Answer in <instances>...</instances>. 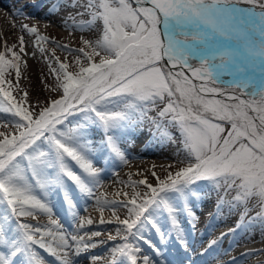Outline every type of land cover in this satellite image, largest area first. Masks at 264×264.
Instances as JSON below:
<instances>
[{
	"label": "snow or ice",
	"instance_id": "obj_1",
	"mask_svg": "<svg viewBox=\"0 0 264 264\" xmlns=\"http://www.w3.org/2000/svg\"><path fill=\"white\" fill-rule=\"evenodd\" d=\"M64 7L83 8L89 19L80 26L94 25L81 47L59 45L71 61L40 46L48 37L37 27L20 26L35 37L52 77L48 90L58 98L32 104L21 87L25 35L0 50V113L11 117L0 131V264H49L45 253L74 264L73 257L105 243L93 241L100 231L67 232L53 218L52 197L62 195L77 229L92 225L77 219L68 183L91 196L102 174L97 165L105 158L127 163L125 138L145 125L177 144L183 159L167 165L163 177L152 171L155 183H130L125 200L108 201L113 218L99 223L116 227L106 264H185L172 257L170 243L189 251L179 216L195 219L190 204L200 195L198 182L213 185L218 205L229 195L236 203L255 199L264 215V0H64ZM37 212L47 214V225L30 222ZM149 229L158 244L146 237Z\"/></svg>",
	"mask_w": 264,
	"mask_h": 264
},
{
	"label": "rangeland",
	"instance_id": "obj_2",
	"mask_svg": "<svg viewBox=\"0 0 264 264\" xmlns=\"http://www.w3.org/2000/svg\"><path fill=\"white\" fill-rule=\"evenodd\" d=\"M83 2H85V0H81V3ZM22 3L23 1L21 4ZM54 5H57L58 7H54ZM47 6H53V13L65 16L64 20L67 19L68 21L67 26L65 25L57 29L59 39L61 40L60 44H66L73 49L81 47V37L84 35L91 36V30L94 28V25H86L84 27L80 26L83 21L89 19V17L84 13L83 8H66L64 7V0H47L40 4V7L42 8H47ZM30 7L31 4L26 7H22V14H18L17 8L14 7V10L16 11L14 20L20 22L21 25L26 24V18L29 17L27 11L31 10ZM77 12L80 13L79 16L76 15ZM69 13H71V15H69ZM16 32H19V30L5 35L3 34V36L0 37V50H3L5 43H7V45L18 44V38L17 36L16 38L14 36L16 35ZM21 33V35H25V39L28 40V42H32L35 39V37L30 34L26 35L22 31ZM47 33L50 36L52 35L51 32ZM39 43L40 46L45 47L49 52L54 50L55 55L61 60H64L66 57L69 61L73 59L72 56H68V54L59 47L60 44H55L50 41H41ZM33 52H35L34 56L31 55ZM28 53L29 55L26 57L27 67L26 69L24 67L21 68L20 84L21 87H24L29 92L30 103L35 104L39 101L40 105H43L45 101L50 98H58L59 93L53 94L48 90V85L52 83V77L49 75V67L45 58L41 56L39 51L35 48H30ZM10 119L11 117L9 114L0 113V131H5L10 128V125H7L6 127V122ZM94 135L96 137L94 143L99 144L101 134L97 131ZM144 142H149V146L147 147L148 149L159 153V155L155 156L154 159L160 164L157 166L153 164L151 165L149 161L146 163H135V169H137L138 174L142 179L147 178L149 182L155 183V180L151 176L152 171L157 172L158 175L163 177L165 175L164 168L167 165L175 164L178 159H183V156L177 152V144L171 143L167 138L157 134L155 129L150 131L148 125H145L142 130L135 131L130 137L125 138L123 147L126 150L128 159H136V152H138L137 149L140 148ZM96 151L97 154H99L102 150L97 148ZM133 162L135 161L133 160ZM97 166L102 167V174L100 182L94 187L93 194L91 196L80 193L75 186H72L73 188L69 187L73 203L75 204L77 217L87 210L90 212L89 218L94 221L92 225H87L86 228H84V230L79 234H83V232L91 233L94 231H100L101 236L93 237V241H105V243L99 244L96 248L82 253L88 257L87 264H104L107 262V259L110 257V248L114 243L108 240V235L109 233H115L116 226L114 224L110 225L107 223L100 224L99 220L101 216H103L105 220L113 218V205L109 204L108 201H123L126 199L123 193L130 194L133 191L132 187H123V184L119 185L117 188L118 191L114 187L112 188L107 186V184L114 180L116 171V173L123 172L126 171L128 167L120 163H113L110 158L102 159L100 164ZM109 167H111L110 170ZM110 171H113V173L110 174ZM198 183L200 195L198 198L193 199L190 204L191 211L194 214L195 219H193V216H189L184 213H181L179 216L180 227L183 231L185 239L189 238L196 232L199 234V231L194 228V226L197 225L204 229L201 235L199 234L201 239L205 240L209 238L208 242L211 239L219 238L217 231L222 233L229 232V234L225 238L221 239L214 248L212 256L209 257L210 260L213 258L216 260L219 258L222 259L225 256V259L236 258L238 251H241L242 249H249L251 246L259 249L263 246L264 215H257V213L260 212V208L257 206L255 199H252L247 204L236 203L232 201V197L229 195L225 197L224 203L218 205L219 197L217 190L214 189L213 185L207 181ZM140 188L142 189L143 186H140ZM52 199L54 202L53 210L55 213L53 218L59 219L60 223L64 226L67 232H74L76 220H74L69 206L62 199V195L57 193L52 197ZM205 201H207V203L202 204L205 203ZM199 208H201L202 211L201 215L205 217L204 223L201 222L203 220H197L199 215H196V211ZM0 210H2V207H0ZM114 210L117 215H120L121 218H123V208L116 206ZM83 216L85 217L86 215L83 214ZM29 220L32 223L40 222L45 225L49 223L47 214L42 212H37L36 220H32L31 218H29ZM161 227L165 230L170 229V222L167 219H162ZM145 235L154 243H159L158 234L154 230L149 229ZM139 244L142 249H144L143 245H145L152 251V249L143 241H139ZM207 245L208 244L203 247L206 248ZM91 256H98L100 259L92 261L89 259ZM248 259L249 257H245L241 262L237 261L236 264H245L244 262H247Z\"/></svg>",
	"mask_w": 264,
	"mask_h": 264
},
{
	"label": "bare ground",
	"instance_id": "obj_3",
	"mask_svg": "<svg viewBox=\"0 0 264 264\" xmlns=\"http://www.w3.org/2000/svg\"><path fill=\"white\" fill-rule=\"evenodd\" d=\"M23 1V3L21 4V2ZM44 1L47 0H0V37L3 36V34H8V33H12L15 31L16 32V36L17 38H19L21 36V23L18 21L14 20L15 17V10L14 7H26L28 5L31 4V12L29 13V17L26 18L27 22L26 24L29 26H34L37 27L38 31L40 32V34L48 37L47 41L53 42L55 44H60L61 40L59 39V35L57 33V29L61 28L62 26H65L64 23V19L65 16L60 15V14H54L53 10L54 8H52L53 6H47V8H42L40 7V4ZM50 10V11H48ZM52 11V12H51ZM59 11V10H58ZM31 17V18H30ZM47 32H51V36L48 35ZM27 41V52L30 48H34L32 42H28ZM149 146V142H144L143 145H141L140 148L137 149L138 152H136V159H128L127 163H124L122 165L128 167V169L126 171L123 172H115L114 175V180L111 181L109 184H107L108 187H114L116 188V190L118 191V187L119 185L123 184V187L126 186H130V183H134L137 180H142L141 176L138 174L137 169H135L136 164L135 163H146L147 161H149V163H151V165H159L160 163H157L156 160L154 159L155 156H158L159 153L148 149L147 147ZM133 160L135 162H133ZM121 164V163H120ZM111 169V167H109V170ZM110 174L113 173V171L109 172ZM126 184V185H125ZM71 185V182L68 183V187L73 188ZM103 192V191H102ZM207 201H205V203L202 204H206ZM196 215L198 216L197 220H202V223H204V218L202 215H200L201 212V208H199L197 211ZM83 214L86 215V217H90V212H88L87 210L84 211L82 214L79 215V217H77V219L84 217ZM206 223V222H205ZM189 225V224H188ZM103 226V225H102ZM86 228V226H85ZM194 228L199 231V234L201 235L202 231H204V229H202L201 226H194ZM84 230V229H83ZM83 230L77 229L76 228V223H75V231L77 233H81ZM227 233V235L229 234V232H225ZM224 233V234H225ZM196 233L192 234L189 238H186L187 240V245H188V249L189 251L187 253H185L183 251V249L181 248V246L179 244H177L175 241H172L170 243V247L172 249V257L175 259H180V260H184L185 264H228V262L230 260H232V258H228L225 259V257H223L222 259H211L210 260V256H212V252L210 251V254H205L203 256L200 255L201 251L204 248H201V246L203 245V243H205V241L209 238H207L206 240H202L201 236ZM227 235H224L223 238H225ZM201 239V240H200ZM143 254H147L149 256H153V252L145 245H143ZM242 254H246V255H242ZM46 259L49 261V264H59V261L56 260V258L51 257L48 254H44ZM245 257H249V258H253L250 262H248V264H264V244L262 247H260L257 250H249V249H242L241 251H238L237 257H236V262L239 261L241 262ZM87 255L81 254L80 256L77 257H73L74 260V264H87ZM106 264V263H104Z\"/></svg>",
	"mask_w": 264,
	"mask_h": 264
}]
</instances>
